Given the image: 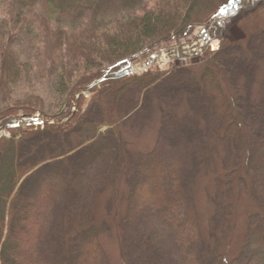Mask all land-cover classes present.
<instances>
[{"label": "rangeland", "instance_id": "rangeland-1", "mask_svg": "<svg viewBox=\"0 0 264 264\" xmlns=\"http://www.w3.org/2000/svg\"><path fill=\"white\" fill-rule=\"evenodd\" d=\"M64 1L71 9L75 0ZM158 1L89 0L84 10L119 17L149 11ZM198 2L199 18L209 21L207 24L184 38L163 42L133 61L140 65L129 77L163 73L157 82L124 84L107 93L96 80L73 86L77 89L74 100L66 81L50 69L37 40L4 23L6 9L0 5V114L22 105L35 110L30 117L20 110L15 116L0 118V138H10L11 126L25 132L16 140L18 161L21 167H35L19 186L22 204L28 202L26 211L40 210L36 194L42 183L63 181V188L55 189L61 194L54 215L35 240L43 252L42 263H68L82 239L77 232H86L87 220L93 218L103 251L99 264H176L165 248L158 260L140 253V243L126 237L129 228L123 223L129 185L136 178L135 165L138 159L153 154L167 163H179L185 196L194 202L199 216V264H227L241 252L249 220L264 205V0ZM79 14L70 11L73 17ZM209 30L214 31L215 39L204 47L198 45L193 56L169 59L165 53ZM8 46L19 56V72L8 73L4 64L3 52ZM207 50L216 52L218 74L244 121L240 149L223 142L219 116L210 112V100L202 91ZM91 73L79 74L74 84L79 79L85 82ZM80 96L84 98L82 111L77 107ZM67 113L57 122L58 116ZM112 121L114 126H108ZM52 124L68 128L51 131L46 125ZM30 185L38 190L32 192ZM152 210L142 209V219L132 225L145 224L148 214L155 213ZM28 218L21 224L24 236L33 228V220ZM11 230L7 218L5 231Z\"/></svg>", "mask_w": 264, "mask_h": 264}, {"label": "trees", "instance_id": "trees-1", "mask_svg": "<svg viewBox=\"0 0 264 264\" xmlns=\"http://www.w3.org/2000/svg\"><path fill=\"white\" fill-rule=\"evenodd\" d=\"M88 2L75 0L70 9V4L64 0H0V5L6 9L4 23L37 40L39 49L46 52L52 72L66 81L71 100H74L76 88L96 80L107 93L117 91L124 84L157 82L163 73H145L141 77L127 76L118 80H106L105 77L124 70L151 48L172 39L184 38L209 22L200 20L198 0H183L184 6L181 0H160L149 11L119 17L84 10ZM228 4L227 1L220 8ZM71 10L80 11L81 15L73 17ZM216 55L209 50L204 54L202 91L210 100V112L219 116L223 142L240 149L246 132L244 121L234 99L228 95L225 80L218 74ZM3 57L8 73L19 72V56L10 46L3 52ZM85 72L92 73L85 82L79 79L74 84L76 77ZM83 105L84 98L80 96L77 102L80 111ZM20 110L27 117L35 113L34 109L24 105L14 106L5 109L0 118L15 116ZM69 114L58 116L57 122ZM46 126L51 131L68 128V125L61 124ZM108 126H114V122ZM8 132L10 138H0V264H55L40 261L43 252L35 240L54 215L52 210L61 194L55 189L63 188V181L56 179L42 183L39 190L37 186L32 189L33 185H30L32 192L38 190L36 196L40 200V210L37 213L26 211L28 202L22 204V186H19L35 167H21L18 161L16 140L23 130L11 126ZM135 173L123 215V223L126 221L129 228L126 237L140 243V253H148L152 261L158 260V253L165 248L164 251L170 253L172 257H169L176 264H199V216L194 202L185 196L179 163L176 160L167 163L153 154L138 159ZM145 207L152 208L155 213L148 214L143 220L145 224L136 222L133 226V221L142 219L141 211ZM28 217L33 220V228L24 236L21 224ZM7 218L12 224L9 232L5 231ZM90 220H87L86 232H77L82 239H78L66 264H99L103 251L95 221L93 218ZM248 228L241 252L227 264H264V205L257 215L250 218ZM217 252L220 254L219 250Z\"/></svg>", "mask_w": 264, "mask_h": 264}, {"label": "bare ground", "instance_id": "bare-ground-1", "mask_svg": "<svg viewBox=\"0 0 264 264\" xmlns=\"http://www.w3.org/2000/svg\"><path fill=\"white\" fill-rule=\"evenodd\" d=\"M213 32H214L213 30H209V32L207 34H204V36L201 33H198L195 35L192 41L179 44L175 47H171L169 50L166 49L165 53L168 54L169 59L182 57V56H188V57L193 56L195 53H197L196 47H198V45H201L202 47H204L206 46V43L208 42V40L215 39ZM158 52H163V54H165L163 50H159ZM163 54L161 55L162 58H163ZM139 65L140 64L138 63L137 64L133 63L132 65L133 72L137 70V67Z\"/></svg>", "mask_w": 264, "mask_h": 264}, {"label": "water", "instance_id": "water-1", "mask_svg": "<svg viewBox=\"0 0 264 264\" xmlns=\"http://www.w3.org/2000/svg\"><path fill=\"white\" fill-rule=\"evenodd\" d=\"M129 74H131L130 67L120 71L119 73H113V74L107 75L106 80H118V79L124 78L125 76Z\"/></svg>", "mask_w": 264, "mask_h": 264}]
</instances>
